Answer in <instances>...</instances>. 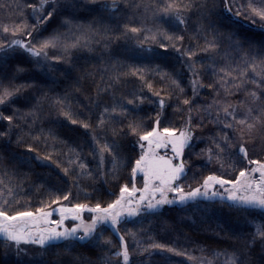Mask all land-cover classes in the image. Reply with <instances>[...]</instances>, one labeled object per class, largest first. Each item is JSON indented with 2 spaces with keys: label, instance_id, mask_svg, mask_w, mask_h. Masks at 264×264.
Returning a JSON list of instances; mask_svg holds the SVG:
<instances>
[{
  "label": "snow or ice",
  "instance_id": "obj_1",
  "mask_svg": "<svg viewBox=\"0 0 264 264\" xmlns=\"http://www.w3.org/2000/svg\"><path fill=\"white\" fill-rule=\"evenodd\" d=\"M89 2L99 3V10L96 18L87 25L76 24L70 12V9L84 6L78 4V0H70L69 3L39 0L38 5H26L32 9L34 22L29 23L24 18L11 24H0V33L3 34L0 35V105L13 104L21 98L24 100L23 108L14 106L11 113L0 111V125H3L0 127V166L4 165L3 154L9 152L8 146L11 144L17 148L25 147V152L12 153V157L21 164H30L32 157H24L36 149L28 139L42 140L51 151L37 159L55 163L64 176L72 180L66 189L45 188L44 184H37L36 190L41 199L40 206L34 210L19 207L12 186H5L7 197L0 189V237L7 242L6 247L15 246L17 254L26 251L20 248L21 244L34 245L39 250L37 255L26 261L18 260L15 264H112L113 257L120 258L122 264H133V252L152 256L153 249L177 256L186 255V252L176 247L155 242L151 236L147 238L152 242L142 243L139 233L148 231L143 226L138 230L129 229L121 235L120 225L130 218H140L139 222L143 225L148 216L155 215L165 205H183L200 197L212 202L218 200L222 206L244 213L246 223L253 229L247 233L228 230V239L233 242L231 249L217 251L214 255H225L226 264H264V43L255 51L251 48L244 50L242 43L232 42L233 36L238 33H231L226 37L229 48L237 53L242 52V55L233 57L225 51L223 56L228 63L219 67L215 56L209 55L211 62L206 65L198 53L219 55L224 43L212 20L215 4L210 6L209 0ZM121 3L125 8L137 11L143 8L156 22V27H135L126 23L122 26L123 31H113L112 25L104 21L117 18L124 11L120 7ZM223 3L227 12L231 13L235 7L236 17L243 16L250 19L252 24L259 23L264 29V0H239V3L236 0H223ZM3 6L0 4V7ZM16 10L19 15H23L20 5H16ZM60 14H63L60 27L66 30L60 32L57 29L42 35ZM194 16L196 20L192 39L196 41L195 46L185 44L183 34ZM129 33L134 34L133 38L139 45L148 44L146 51L156 57L174 50L182 58L180 70L168 71L160 64H146L129 65L127 71H121L123 65L118 61L113 62L105 86L101 88L97 84L86 95L88 105L83 106L86 116L72 110L71 92L65 90L62 95L56 92L49 96V92L62 83L56 78L57 72L65 81H71L75 92H82L81 81L93 76V73L81 69L73 61V51L82 48L93 51L91 44L96 36L102 40H119L128 38ZM140 34H143V39L139 38ZM9 35L10 38H6ZM95 42L100 43L101 40ZM152 44L158 45L161 52H155L151 48ZM104 46L107 48V43ZM18 50L26 53L33 68L50 81L49 91L36 96L26 95L36 85L34 81L16 83L18 77L29 71L21 63L15 65L11 79L4 83L8 53ZM51 51L58 54L50 55ZM61 63L68 67L61 69ZM74 71L78 73L75 77ZM105 71H109L107 65ZM208 72L213 79L205 83L203 74ZM181 73L188 78L187 86L181 79ZM129 76L140 82L139 89L133 87L132 91L116 100L117 88L131 83L127 79ZM149 76L159 77L165 86L155 88L154 80L149 79ZM144 88L157 99L153 100L144 94ZM188 88L191 89L190 95ZM204 88L212 92L210 102H205L207 98L201 97ZM102 94H111L112 102L103 101ZM241 94L242 98L233 99ZM46 101L50 108L56 109L72 125L85 130L92 144L89 155L98 159L96 171L82 159V148L68 145L55 127L46 130L41 127L33 135ZM145 104L147 109L143 107ZM95 108L100 111L93 123L92 110ZM169 109L172 110L171 114ZM175 120L181 122L179 126H176ZM206 124L213 125L215 131L210 132L205 147L197 151L198 142L205 143L197 135V130H203ZM109 135L111 140L107 138ZM128 138H132L134 148L139 149L134 160L121 155L125 148L122 141ZM58 143L65 145L66 151L61 152L56 148ZM160 149H169L171 155L167 152L161 154ZM61 156L63 159L59 158ZM185 156L203 157L206 161L204 167L213 166L207 175L199 179L194 172L192 179L196 181V186L187 185V190L182 184L189 166ZM109 158L111 167L106 168ZM128 163L131 164V186L119 183V173ZM137 173L143 176L141 188L136 186ZM4 175H8V172L5 171ZM98 177L103 178L105 184L115 182L112 183L113 187L118 184V192L108 193L114 199L104 202L98 196L94 203L91 202L92 195L98 193V189L81 181L92 180L94 184ZM3 184L4 181L0 179V185ZM73 187L77 190L75 202L72 199ZM81 193L84 201L79 199ZM13 200L16 207L13 206ZM85 212L90 214V219H84ZM54 215L59 218L51 219ZM69 219L72 226L66 227L65 221ZM109 229L119 236L118 251H104L95 259L76 251L78 246L104 249L111 245V239L104 236V232ZM125 236L135 243L131 252ZM139 264L145 262L140 261ZM206 264H213V261L208 260Z\"/></svg>",
  "mask_w": 264,
  "mask_h": 264
},
{
  "label": "trees",
  "instance_id": "obj_2",
  "mask_svg": "<svg viewBox=\"0 0 264 264\" xmlns=\"http://www.w3.org/2000/svg\"><path fill=\"white\" fill-rule=\"evenodd\" d=\"M62 3H69L70 0H61ZM100 2H105V0H100ZM110 2V0H107ZM132 2H137V0H132ZM148 2V0H144ZM239 3V0H236ZM0 4L4 5L0 7V24H11L13 21H19L20 19L27 18L29 23L34 22V16L32 14V9L26 7L27 4L38 5L39 0H0ZM78 4L84 5L83 7H78L75 10H71V14L75 17V23L81 25H87L89 22L93 21L99 10V3H90L89 0H78ZM215 4L213 9L212 20L214 22V27L217 31L218 36L224 38V43L221 47V53L216 54H204L198 53L199 57L204 60L207 65L211 61L209 60V55L215 56L217 61V66L226 65L228 61L224 58L223 53L228 51L233 57L237 55H242V52L237 53L229 48V42L226 37L231 33H238V35L233 36L232 42L242 43L244 50L251 48L255 51L260 44L264 43V29L261 28L260 24H252L250 19H245L243 16L236 17V8L233 7L232 12L229 13L224 9L223 0H209V5ZM16 5H20L23 11V15H19L16 10ZM120 7L124 9L123 12L118 14L117 18L112 20L105 19V23L112 25L113 31L120 32L123 31V25L129 24L135 27H156V22L150 18V15L145 13L143 8L138 11L132 8H125L123 3ZM46 15V13H44ZM63 19V14H60L54 19L48 26L47 31L43 32L42 35H47L53 30H59L64 32L66 29L60 27L61 20ZM195 16L189 22L188 30L183 32L185 35V44H193L195 46L196 41L192 39L193 25L195 24ZM75 31V25L73 26ZM86 31V29H85ZM0 35H3L0 33ZM134 34L129 33L128 38H121L119 40H112L111 38L107 40H102L101 37L96 36L93 38L91 48L93 51H88L85 48L75 50L72 53V59L77 63L81 69H85L88 72L93 73V76L88 77L84 81H81L82 92H75L71 87V81H65L64 78L57 72L56 78L62 83L55 86L52 91L49 92V96L54 95L59 92L61 95L65 90L71 92L72 100V110L79 113L81 116H86L87 113L84 111L83 106L88 105V100L85 98L87 94L91 93L97 84L101 88L105 86L108 81V77L111 72V64L113 62H120L123 66L120 68L121 71H127L129 65L133 66H144L146 64H160L162 68H166L168 71L180 70V60L182 59L178 53L174 50H169L166 55L161 57H156L153 53L146 51L149 47L148 44L143 46L139 45ZM6 38H10V35ZM39 38V37H37ZM140 39H143V34H140ZM96 40H101L100 43H96ZM105 43L108 47L105 48ZM200 43H203V37L200 39ZM142 48L144 50H142ZM151 48L155 52H161L158 45L152 44ZM55 51H51L50 55H56ZM151 58V59H150ZM21 63L24 64L29 71L17 78L16 83H22L24 81L35 82V87L30 89L26 95L36 96L42 92L49 91L50 81L39 71L35 70L30 62V58L26 53H22L19 50L16 52L9 51L8 53V63L6 65V70L3 74L4 83H8L13 75V70L15 65ZM105 65L108 66L109 71H105ZM61 69L67 68L68 65L61 63L59 65ZM78 73L73 72V76H77ZM205 83L211 82L213 79L210 72L204 73ZM103 76V79L101 77ZM149 79L154 80V87L161 88L165 86V82L161 81L159 77L149 76ZM128 81L131 83L122 85L117 88L115 99L120 100L122 94L132 91L133 87L139 89L140 82L136 80L135 77L129 76ZM181 79L185 86L188 84V78L186 75L181 73ZM144 94L152 97L153 100L157 99L152 96V93L148 91L147 88L143 89ZM188 94H191V89L188 88ZM212 92L208 88L201 90V97L207 98L205 102H210ZM242 98V94L233 99ZM101 99L105 102H112L111 94H102ZM14 106L24 107V100L17 99L13 104L0 105V111L5 113H11ZM147 109V105L143 106ZM100 109L95 108L92 110L93 123L98 117ZM171 114V109L168 110ZM57 122V123H53ZM181 122L175 120L176 126H179ZM3 127V125H0ZM43 127L45 130L49 127H55L58 135L67 141L68 145L73 147L79 146L82 148L81 157L89 165V167L96 171V165L98 159H93L89 152L91 150L92 144L90 137L85 135V130L79 128L78 125H72L65 117L60 116L56 109L49 107V102L44 103V110L41 113V120L37 122L33 135L35 136L39 129ZM215 128L211 124H206L203 130H197V135H200L205 143H199L197 151L199 148L205 147L208 143L207 137L210 132H214ZM109 140L112 137L109 135L107 137ZM28 139V138H26ZM15 140V135L13 136ZM29 143H33L35 151L30 154H26L32 157L30 164H21L17 159L12 157V153H23L25 152V147L21 146L17 148L15 144L8 146L9 152L4 153V165L0 166V179L4 181L3 185H0V189H3L5 197H7V187L10 185L14 189L15 200H19V207H30L34 210L36 207L40 206L41 195L37 193L36 185L44 184L47 187H59L66 189L72 184L71 177L64 176L60 171V168L56 166L55 163L51 161L37 159V157H43L51 148L47 147L43 141H31L28 139ZM125 144L124 150L121 152L122 156L130 157L132 160L138 155V148H134L132 143V138H128L122 141ZM56 148L60 149L61 152L66 151V147L63 144H56ZM63 159V157H59ZM185 159L189 160V166L187 169V176L182 181V184L187 190V185L193 187L196 186V181L192 179L193 173H196L197 179L202 175H207L208 171L213 167L209 165L207 168L204 167L206 161L203 157L195 158L185 156ZM111 167L110 158L106 164V168ZM5 171L8 175H4ZM27 174V178H25ZM98 175V174H97ZM121 180L119 183H128L131 186V164L128 163L126 167L122 168L119 173ZM62 178V180H61ZM140 179H136V185H139ZM82 184L92 185L98 189V193H94L91 197V202H95L97 197L104 202H108L114 199V196L108 195V193L118 192L119 186L116 184L115 187L112 183L105 184L103 178H99L93 184L92 180L81 181ZM73 202L77 198V190L73 187ZM81 201H84V196L81 193L79 196ZM15 200H13V206L16 207ZM140 218L128 219L126 223L120 225V232L123 235L129 229L138 230L143 226L148 229L147 232L139 233V238L142 243L147 244L152 241L148 240V236H151L155 242L165 243L169 246L176 247L178 250L184 251L187 254L182 256H177L174 253H169L159 249H153L152 256L147 254H139L138 252H133L131 260L133 264H139L140 261H144L145 264H204L208 260H212L213 264H226L227 257L225 255L215 256L214 253L217 251H227L232 247V240L228 239V230L245 233L252 231L246 223V217L244 213H237L227 207L222 206L218 200L217 202H212L205 200L203 197L197 200L186 202L183 205H173L167 206L160 210L155 215L147 217V220L143 222V225L139 222ZM151 221V223H148ZM104 236L109 237L112 241L111 245L105 246L104 249L85 247H77L76 251L82 252L89 255L93 259L96 256L102 255L104 251L116 252L119 250V236L112 233L111 230H106ZM125 240L129 245V251L131 252L135 248V243L128 236H125ZM6 245V241L0 237V264H15L14 261L3 259V249ZM259 249L257 248V252ZM192 257L193 259H189ZM112 264H121L120 258L113 257Z\"/></svg>",
  "mask_w": 264,
  "mask_h": 264
},
{
  "label": "rangeland",
  "instance_id": "obj_3",
  "mask_svg": "<svg viewBox=\"0 0 264 264\" xmlns=\"http://www.w3.org/2000/svg\"><path fill=\"white\" fill-rule=\"evenodd\" d=\"M160 152H161V154H164L165 152H167L169 155H171L169 149H160ZM137 178L141 180L140 184L139 185H136L137 188L143 187V176H142V174L137 173ZM171 196H172V194H170L169 198H171ZM174 205L179 206L180 204H174ZM167 206H173V205H165L162 208L167 207ZM83 215H84V219L85 220L90 219V214H88L87 212H85ZM58 218L59 217L56 216V215H54L53 217H51V219H58ZM130 219H132V218H130ZM65 226L66 227H71L72 226V221L70 219L67 220V221H65ZM20 248L25 249L26 251L17 254V251H16V247L15 246H13L11 248H8L5 245V247L3 249V255H2L3 256V259L4 260L14 261V262H16L18 260H24V261H26V260L30 259L32 256L37 255L38 254V251H39L38 248H37V246H34V245H24V244H21L20 245ZM120 262L122 264L121 259H120Z\"/></svg>",
  "mask_w": 264,
  "mask_h": 264
}]
</instances>
